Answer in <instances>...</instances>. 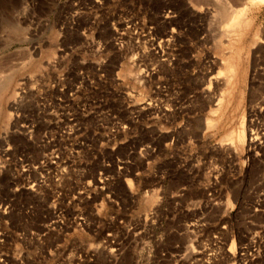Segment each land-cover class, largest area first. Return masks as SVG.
Masks as SVG:
<instances>
[{"label":"rangeland","instance_id":"obj_1","mask_svg":"<svg viewBox=\"0 0 264 264\" xmlns=\"http://www.w3.org/2000/svg\"><path fill=\"white\" fill-rule=\"evenodd\" d=\"M0 85V264H264V0H0Z\"/></svg>","mask_w":264,"mask_h":264},{"label":"bare ground","instance_id":"obj_2","mask_svg":"<svg viewBox=\"0 0 264 264\" xmlns=\"http://www.w3.org/2000/svg\"><path fill=\"white\" fill-rule=\"evenodd\" d=\"M228 1V0H227ZM260 1H263V0H253V2L254 3H257V2H260ZM230 3V2H229ZM229 3H227V2H225L224 4H225V6H226V11L228 10V12L226 13V16H229V15H231V6H230V4ZM245 10L246 9H238V10H236L237 11V13L235 14L236 15V17H235V19H234V21L233 22H231V23H229L228 25L230 26L229 27V30L232 28L231 26L232 25H234L235 23H239V22H242V23H248V21H249V19L248 18H246V12H245ZM225 33H227V34H230L231 32H224V34ZM230 36V35H229ZM3 83V82H2ZM1 86V85H0ZM221 100V99H220ZM219 102V101H218ZM243 134H242V138L244 137V134H247V133H245V131L243 130V132H242ZM250 134V133H249ZM251 135V134H250ZM253 135V134H252ZM255 138H258V136H256V137H254V136H251L249 139H250V141H251V143L254 141V140H256ZM249 141V142H250ZM250 143V144H251Z\"/></svg>","mask_w":264,"mask_h":264}]
</instances>
